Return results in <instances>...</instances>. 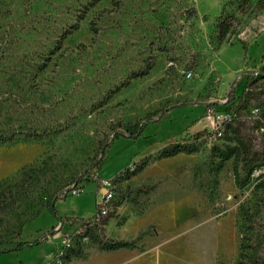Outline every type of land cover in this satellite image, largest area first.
<instances>
[{"label": "rangeland", "instance_id": "374dc122", "mask_svg": "<svg viewBox=\"0 0 264 264\" xmlns=\"http://www.w3.org/2000/svg\"><path fill=\"white\" fill-rule=\"evenodd\" d=\"M239 2L0 0V264H57L60 239L42 237L57 226L77 228L61 264H236L240 206L264 229V78L247 102L227 99L264 68V9L241 14ZM230 14L238 24L218 44ZM232 112L262 159L221 160L235 137L212 118ZM177 141L196 150L156 157ZM96 173L115 178L111 216L89 229ZM115 240L132 245L100 246Z\"/></svg>", "mask_w": 264, "mask_h": 264}, {"label": "trees", "instance_id": "16d2710c", "mask_svg": "<svg viewBox=\"0 0 264 264\" xmlns=\"http://www.w3.org/2000/svg\"><path fill=\"white\" fill-rule=\"evenodd\" d=\"M264 9V0H240L238 3V11L241 14H247L251 13L253 11H260ZM233 21H236V18L230 14L225 15L223 17H220L217 20L216 23V40L217 43L220 44L223 41H225L230 34V29L233 25ZM236 24H238V21H236ZM244 49V58L246 57V45H243ZM147 73V70L141 71L139 73H136L133 75V77L142 76ZM246 80L244 88L240 95L237 97H234V94L232 92V89L229 90L227 99L228 101H231V103H236L237 101L241 100L242 102H247L249 98L252 97L253 89L252 86L256 81L259 79L264 78V68L261 70H258L257 73L254 71H250L245 73ZM254 89H258L259 93H264V84H260L258 86H254ZM162 113L160 114V116ZM236 120V114L235 112H232L228 114V117L223 121L222 124L225 125L223 131H231L235 138H233V141H235V145L228 146V148L222 152L221 160H227L231 157L236 158L240 154L244 156V158L251 157L249 160H259L261 153L258 151L251 152L250 149L245 148L243 145L241 146V141L238 137L239 130L234 126V122ZM145 126V123H141L140 125H129L126 127V135L128 137H139L141 135V132ZM243 149V150H242ZM196 150V147L191 142H171L166 145H164L158 155L157 158H167L174 156L178 153H191ZM149 161V156H144L140 159L139 163L136 166H132V169L128 168L129 173L135 174L139 171H141L145 165ZM256 167V166H255ZM237 171L234 169L235 174V182L236 185L239 187H242L244 183H240L239 178L237 176ZM258 175H262V173H259ZM240 213H241V224H240V230H241V237L239 242V248H238V254L236 258V264H260L261 258L259 255V250L262 244L264 243V229L261 231L260 227L261 224V218L254 213L253 211H250L248 207H245L244 205L240 206ZM53 210V209H52ZM111 216V213L108 212L100 221L101 224H105L106 220ZM84 224H87V222H84ZM97 228V223L88 224L89 229L91 228ZM52 230H50L51 232ZM132 245V242L129 241H123V240H115V241H104L101 242L100 246L104 250H115L121 247H129ZM12 249H18V247H14ZM1 251V250H0ZM72 254L77 255L81 252L80 248L78 249H72Z\"/></svg>", "mask_w": 264, "mask_h": 264}, {"label": "built area", "instance_id": "2783aa9c", "mask_svg": "<svg viewBox=\"0 0 264 264\" xmlns=\"http://www.w3.org/2000/svg\"><path fill=\"white\" fill-rule=\"evenodd\" d=\"M258 70L259 69L254 70V72L257 73ZM227 117L228 115L223 116V117L216 115L212 118V126L214 129V132L217 133L218 135L221 134L222 123ZM129 169H132V167H129ZM95 180L97 183V189H100V187L103 188V195L101 198L97 199L96 209L94 213L88 218V220H84V222H87V224H84L87 227H88V224H93V223H97V225H103L100 223V221L109 212L108 203L112 197V184L115 178H99L98 173H96ZM80 191L81 189L79 190V192ZM79 192L74 190L73 194H77ZM76 230L77 228H75L72 231H66V230L62 231L60 230V226H57L54 232L53 231L47 232L45 235L42 236V237L47 236L45 240H49L50 238L60 239L59 243H55V247H56L55 256L58 258L57 264H61V258L63 257V255H66V251L69 250V248L71 247L70 239L74 235V231ZM86 238L87 236L85 234L80 235V239L82 241L85 240Z\"/></svg>", "mask_w": 264, "mask_h": 264}, {"label": "crops", "instance_id": "0c3cea01", "mask_svg": "<svg viewBox=\"0 0 264 264\" xmlns=\"http://www.w3.org/2000/svg\"><path fill=\"white\" fill-rule=\"evenodd\" d=\"M247 57H249V56H247ZM250 58V57H249ZM242 62V61H241Z\"/></svg>", "mask_w": 264, "mask_h": 264}]
</instances>
